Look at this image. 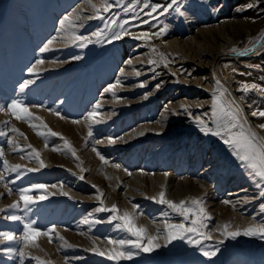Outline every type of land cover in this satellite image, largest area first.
I'll return each instance as SVG.
<instances>
[{
    "label": "rangeland",
    "instance_id": "rangeland-1",
    "mask_svg": "<svg viewBox=\"0 0 264 264\" xmlns=\"http://www.w3.org/2000/svg\"><path fill=\"white\" fill-rule=\"evenodd\" d=\"M130 2L125 0V5ZM170 2L151 0L164 6ZM91 3L100 7L101 0ZM247 4L253 7L245 8ZM123 6H114L102 15L108 20H129L134 35L158 32L161 21L168 25L167 32L149 41L126 35L111 43L102 40L81 48L78 41L69 39L68 32L57 30L75 9L81 17L76 21L77 35L95 39L93 32L107 31L102 20L87 19L93 12L86 0H0V105L22 100L33 113L31 123L46 133V139L38 137L29 123L0 111V133H4L0 135V173L5 177L0 181V209L19 201L20 189L38 183L49 185L32 190L29 194L36 202L29 205V211L16 214L35 221L33 226L41 230L55 226L51 243L40 236L36 247L24 248L23 264H264V240L225 238L221 229L225 224L233 231L264 224L260 207L264 197L228 146L220 138L202 133L194 120L201 116L214 127L211 102L219 80L226 90L225 100L238 106L247 126L264 139V129L259 127L264 125V117L252 115L264 111V91L260 90L264 89V55L260 53L264 51V0H184L183 16L171 10L160 15L163 9L159 8L153 13L158 19H151L150 24L140 22L150 19L145 15L150 9L141 11L142 3L135 9L139 19L132 18V11L123 12ZM241 28L249 32L242 33ZM49 40H53L51 50L41 53ZM249 47L255 50L243 56L231 51ZM37 60L42 63L37 65ZM129 60L130 64L125 63ZM149 60L156 63L149 64ZM33 65L36 67L30 73ZM224 79L232 80L230 87ZM25 80L34 83L20 92L19 85ZM117 80L120 85L113 96L105 89ZM141 82L144 87L139 86ZM244 84L259 87L245 93L241 91ZM98 102L101 107L96 109L95 119L88 118ZM41 123L47 128L39 127ZM48 129L57 135H47ZM109 138L118 139L110 143ZM32 148L46 167L27 172L39 168ZM5 161L9 166L19 165L25 174L17 179L16 172L5 170ZM117 164L119 168L114 167ZM8 188L13 191L9 193ZM161 191L176 203L202 199L208 216L202 231L210 238L202 240L201 246L218 247L215 256L205 257L200 246L183 240L168 243L164 239L165 223L190 221H183L152 199ZM100 193L103 204L97 199ZM44 194L47 199H38ZM113 204L119 215L127 212L137 227L146 228L147 236L159 233L156 243L160 247L150 252L132 249L137 254L131 260L108 259L116 247L109 240L135 239L116 228L121 221L108 222L114 215L111 211H95L111 209ZM20 206L23 208L22 202ZM11 214L0 212V232L16 237L0 244V264H21L23 224L6 218ZM85 218L90 223L85 224ZM95 220L100 223H92ZM64 242L72 247H64Z\"/></svg>",
    "mask_w": 264,
    "mask_h": 264
},
{
    "label": "snow or ice",
    "instance_id": "snow-or-ice-1",
    "mask_svg": "<svg viewBox=\"0 0 264 264\" xmlns=\"http://www.w3.org/2000/svg\"><path fill=\"white\" fill-rule=\"evenodd\" d=\"M89 4V7L92 9L93 15L88 16L87 19H100L104 22L105 29L107 31L101 29L93 32L91 34L92 37L95 39H90L89 37L77 35L75 32V28L77 27L76 21L80 20V15L74 9L73 12L66 15L61 20V28L58 29V32L64 31L69 33V39L75 42H79V46L81 48L86 47L89 43H101L102 40H107L108 43H111L115 40H120L124 36H132L134 39L149 41L153 36L160 37L161 35L165 34L168 30V25L163 24L161 21L162 27L159 28L158 32H141L138 35H134L129 31L128 26L130 25L129 20L125 19H106L102 13H108L114 6H123V12L128 13L129 11L133 12V19H139V14L135 12L136 7L142 3L141 11L144 8L150 9L149 12H146L145 15L150 17L147 20H141V24H150L151 19H158V17L153 16V13L157 12V9L162 8L163 11L160 15L167 14L170 10L177 15L183 16L184 12L182 11L184 0H171L167 6L164 5H157L151 3V0H131L130 3L125 5V0H101L100 7L97 5L92 4L91 0H86ZM245 8H252L253 4H247L244 6ZM236 11H240V8L237 7ZM136 27L138 25H131ZM153 28L157 27V25L152 24ZM264 35V33H262ZM53 43V40H49L41 49L40 52L44 53L50 51V45ZM255 48L249 47L243 50H238L236 48L231 49L233 53H236L240 56L245 55L248 52L254 51ZM155 52V49H152ZM79 58V57H75ZM161 61L165 63L167 66L166 58L161 55ZM42 63L41 60H37L36 64ZM125 63L130 64L131 61H126ZM149 64L156 63L153 60L148 61ZM36 65H33L32 68H29L28 71L30 73L34 72ZM123 72V69H121ZM137 76L140 75V72L137 71L135 73ZM33 80H25L23 83L19 85L20 92H24L31 84H33ZM163 82L157 84L155 87L159 89L162 86ZM120 85V81L117 80L115 84L109 85L106 92H112L113 96H115V89L117 86ZM140 87H144V83L141 82L139 85ZM259 86L256 84H244L241 88V91L248 92L250 89H257ZM264 91V89H260ZM226 90L223 89L220 81H216V88L212 94V102H211V112H212V124L214 127H210L208 123H206L201 116H195L194 120L199 128V130L204 133L205 135H211L218 137L222 140V142L228 146L232 155L236 157V159L240 162L242 168L247 170L248 175L254 179L255 186L257 189H260V196L264 197V139L258 138L257 134L251 130L250 127L247 126V121L242 119L240 116V109L238 106L234 105L230 101L225 100ZM147 98V97H145ZM101 105L99 102L95 105V108L92 112L88 114V118L95 119L97 115L96 109H99ZM7 111L17 120H23L26 123H29V126L33 128L36 132L38 137H45L46 133L44 131L37 130L38 126L36 124L31 123L33 120V113L29 110V107L24 104L22 100L13 99L10 103L5 105H0V111ZM184 111H188L186 108ZM59 115V113H56ZM191 115V113H189ZM253 116H260L264 117V111H253ZM62 119L64 117H61ZM38 119V118H36ZM99 122V121H97ZM73 123H78V121H73ZM41 128H47L46 125L39 126ZM261 129H264V125L259 126ZM13 132H16L18 135H23V133H19L18 129L13 128ZM4 133H0L3 135ZM143 133H141L142 135ZM47 135L55 136L57 133L51 132L50 129L47 131ZM92 133L89 131V137H91ZM115 139L118 138H109L110 143H114ZM8 143L10 145L13 144V141L9 139ZM66 147L70 149V145H68L67 140L64 141ZM18 146L14 147L15 148ZM28 147L31 148L29 145ZM47 147V143H46ZM53 151H57V149L53 148ZM72 151V155L75 156V151ZM96 151V149H93ZM32 153H34V158L36 162L39 164V168H30L27 169V172H34L39 171L40 169L46 167L43 160L40 159L39 152L32 148ZM97 155L100 156V159L104 162V157L101 156L98 152ZM5 170L16 172L17 179H19L24 172L20 171L19 165H12L9 166L7 161L4 162ZM114 167L119 168L120 165H114ZM167 175V174H166ZM82 178V177H81ZM5 177L2 173H0V181H4ZM7 187V185H5ZM49 185L45 184H32L30 188L20 189L19 194V201L12 203L8 206V209H0V212L4 211H11L12 214L8 215L6 218L13 221H20L23 224V234L20 238V243L23 245L21 249H19V255L21 257V264H23V259L25 256L24 248L27 247H36L37 246V238L40 236H46L51 243L53 240L52 233L55 230V226L47 230H41L33 225L36 223L32 220H26L25 217L21 215H17L16 212H26L29 211V205L36 202V197H33L29 193L32 190H44L48 188ZM51 187L55 188L56 185H51ZM62 187V186H61ZM95 187V186H94ZM9 193L13 190L11 188L7 189ZM99 192V190H98ZM61 195H67V193L61 192ZM102 193H100L97 199H100L101 204H103V200L101 199ZM47 194L41 195L38 197L40 200L47 199ZM152 199L161 204L166 205L167 208L171 209L172 212L176 213L177 215L183 217V221H190V223H175L169 224L165 223L164 225V239L171 243L174 240H183L188 244L200 246L201 254L205 257L211 258L216 255V252L219 251L217 247L215 250H211V248L206 246H201L202 240H207L210 237L202 231L206 227L204 221L208 218L205 208L202 206L203 201L200 198H193L190 201L181 200L179 203L173 202L171 200L166 199V192L161 191L158 196H153ZM23 203V208H21L20 203ZM224 203H229L228 201H224ZM136 205H133V208H136ZM261 210H264V204L260 205ZM96 212H104V211H111L114 215L109 218V223L113 220L121 221L122 223L116 224V228L126 230L130 236L135 237V239H118V240H109L110 244H114L116 247L110 250L108 253V259L115 260L119 262L120 260H131L133 259L135 253L132 249H139L143 252H150L155 248L160 247L156 240L158 239L159 233L157 236H147V229L144 227H137L134 223V217L131 216L129 213L125 212L122 216L119 215V210L117 209L116 205L113 204L111 209L99 207L95 209ZM89 216L92 213L88 214ZM85 224L90 223L87 218L83 221ZM92 223H100L99 220L92 221ZM231 226L225 224L221 226L222 235L225 238H231L235 240L238 236H246V237H256L258 239L264 240V224L259 225H249L243 229L237 228L236 230H230ZM57 238L63 240V237H59V234L56 233ZM16 239L15 235L11 232H0V244L5 242H12ZM144 240L147 243H144ZM222 243V241H221ZM64 247H72V245L67 244L64 242ZM8 251H13L12 248H8ZM93 251H96L98 255H104V253L99 252L97 249L93 248Z\"/></svg>",
    "mask_w": 264,
    "mask_h": 264
},
{
    "label": "bare ground",
    "instance_id": "bare-ground-1",
    "mask_svg": "<svg viewBox=\"0 0 264 264\" xmlns=\"http://www.w3.org/2000/svg\"><path fill=\"white\" fill-rule=\"evenodd\" d=\"M240 32H245V31H248L246 28H241L240 30H239ZM240 32H239V35H240ZM249 32V31H248ZM247 32V33H248ZM249 35V34H248ZM247 37V36H246ZM249 37V36H248ZM244 39V38H243ZM232 40L230 39V43H232L231 42ZM228 42V41H227ZM261 54H263L264 55V51H261L260 52ZM253 55V54H252ZM80 57V56H79ZM216 58V57H215ZM87 59V58H86ZM212 59H213V57H212ZM217 59V58H216ZM84 60V59H83ZM213 63V62H212ZM82 64V63H81ZM83 69V68H82ZM211 73V72H210ZM165 75H167V74H165ZM226 75V74H225ZM224 76V75H223ZM226 77H229V76H226ZM232 77V76H231ZM229 79H230V77H229ZM229 79H224L223 81H224V83H225V85L226 86H228V87H230L231 85V83H232V80H231V83H230V81H229ZM236 101L238 102V100L236 99ZM43 110V109H42ZM250 116V115H249ZM246 118H247V120H248V116H246ZM258 129V128H257Z\"/></svg>",
    "mask_w": 264,
    "mask_h": 264
}]
</instances>
